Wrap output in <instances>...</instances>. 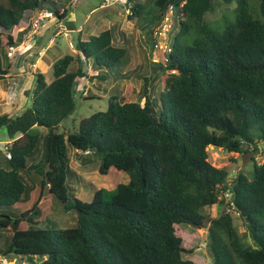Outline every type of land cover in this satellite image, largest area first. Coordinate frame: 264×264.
<instances>
[{"label": "trees", "instance_id": "trees-1", "mask_svg": "<svg viewBox=\"0 0 264 264\" xmlns=\"http://www.w3.org/2000/svg\"><path fill=\"white\" fill-rule=\"evenodd\" d=\"M222 1L236 3L235 20L219 27L206 19L213 0H154L157 22L174 7L180 26L158 64L165 83L159 110L148 95L149 83L158 78H144V103L113 95L108 109L83 119L77 131H59L76 111L77 83L90 79L85 62L98 72L91 79L108 81L112 70H123L128 49L111 28L79 40L76 56L54 64L52 82L37 74L32 105L22 114H0V130L12 140L4 148L12 156H6L10 169L0 168V240L5 230L12 235L0 257H38L40 264H196L183 258L192 250L176 229L190 225L208 229L214 264H264V163L254 164L253 178L238 172L230 180L208 154L210 146L242 155L264 146V0ZM46 4L59 22L68 15L57 0H0V82L9 73V48L26 34L15 39L11 31L27 11ZM127 4L130 19L143 16L138 0ZM74 64L78 68L71 70ZM69 147L88 163L99 154L102 175L115 168L130 181L96 190L91 202L72 197ZM46 189L65 211L76 213L75 225L57 231L36 226L45 220L40 208ZM18 203L27 207L20 217L4 212ZM230 204L247 229L243 236L233 213H205Z\"/></svg>", "mask_w": 264, "mask_h": 264}, {"label": "rangeland", "instance_id": "rangeland-1", "mask_svg": "<svg viewBox=\"0 0 264 264\" xmlns=\"http://www.w3.org/2000/svg\"><path fill=\"white\" fill-rule=\"evenodd\" d=\"M59 3L63 4L66 8L68 15L71 19H76L75 25L79 28L84 26L85 32L83 34L84 40H86L89 35L98 36L101 32L108 30L109 27L115 28L117 31V37L119 43L126 45L128 49V54L123 61V70H118L117 68L111 71V75L108 81L101 79H91L92 76L98 74L97 71L93 70L91 64L87 61L84 64V69L89 78L81 79L76 87L75 94L76 98V111L71 115L63 125L60 127L59 131L63 132H74L79 128L80 122L91 117L93 114L106 111L109 106V102L113 95L118 98L120 102H140L144 103L145 99L141 96L143 87L145 85L144 78H153L157 76L158 80L150 82L148 95L150 99L157 103L161 108L160 93L165 91V83L161 78V70L158 64L164 63L165 57L169 50L161 49L163 47H171L174 40V36L178 33L180 26L176 14L171 18V24L173 26L171 34H169L168 39L161 38L157 35L158 28L161 27L163 19L157 22V10L154 5V0H138L140 4L144 6V14L140 18L133 17L130 19V6L127 4V0H122L121 3L114 5L106 9H113L109 11L110 15L105 18L103 24L100 23L98 18L99 14L104 11L101 5L104 0H57ZM213 10L209 12L206 16L207 21H209L214 26L221 27L225 20L234 21L235 20V7L236 3L232 5H226L222 0H213ZM45 9H50L54 12V8L50 4H46ZM87 16L89 18H87ZM90 18L92 21L90 22ZM153 18V19H152ZM156 21L155 25H148L150 21ZM51 22H54L51 20ZM90 22V23H89ZM69 26V25H68ZM95 29V32L93 31ZM1 31V29H0ZM70 37H75L76 32H68ZM75 46V41L77 39H72ZM72 40L68 41L64 37H60L57 41L58 48L61 52L56 54V50L49 47V42L47 41L44 45L45 56L49 60H52V64L45 68L42 73L47 82H52L54 79V64L55 61L64 57L67 54L76 56L78 51L73 52ZM78 68L77 64L71 66V70H76ZM41 69V67H40ZM102 70L108 71L107 68H102ZM40 71V70H39ZM37 72V70H36ZM35 75V74H34ZM30 75L29 78L24 82L22 86V91L17 90L16 85L12 90L13 95L11 102L16 105L7 106L10 116H16L22 114L27 108L32 105V91L35 88V76ZM6 80V79H5ZM2 81L3 86H8L7 81ZM30 92V95H27ZM4 96L1 91L0 100ZM88 98V99H86ZM10 102V103H11ZM41 135L46 133L45 130L39 128L37 130ZM9 139L7 131L5 128L0 130V168L10 169L9 162L6 163L7 153L4 150L5 141ZM43 143V142H42ZM43 147V146H42ZM43 150L39 152V155L43 154ZM69 158L71 163L72 172L68 178L67 184L72 197L79 198L86 202H91L96 190L105 188L111 189L118 184H126L130 181V176L127 173L118 171L112 168L107 175H102L99 171L101 165L100 155L92 153L88 159L91 160L90 163L85 162L87 156L84 153H78L73 147H69ZM209 161L216 168L227 169L230 173V180L234 179L238 172H243L253 178L254 176V164L264 163V146H260L257 152L248 154H234L229 153L223 149L210 146L208 148ZM38 161V160H37ZM32 160L29 161L31 164ZM74 172V174H73ZM35 176L34 171L30 173V176ZM40 179V178H39ZM36 197L38 196V191H36ZM45 203L40 208L41 213L44 212V222H39L36 226L40 228H50L55 231L59 229L70 228L76 223V213L67 212L64 209V204L57 200L55 197L50 198L48 189L44 193ZM47 198V199H46ZM27 209L22 203H18L15 206L4 207L3 210L9 213L12 217H20L22 211ZM229 207L214 206L207 208L205 213L211 218H218L220 214L224 211L228 212ZM233 213L235 219V225L237 226L239 233L243 236L247 229L243 221L238 217L237 213L230 209ZM39 214V218L41 216ZM43 217V216H42ZM25 227H29L28 223H25ZM177 234L182 237L184 248L188 251L192 250V253H185L183 258L186 260H192L196 264H214L211 250H210V237L207 228H194L190 225H178ZM12 232L5 230L2 232V239L0 240V249H5L6 246L10 244ZM4 258V257H2ZM0 257V259H2ZM1 261V260H0ZM5 264H40L38 257H32L28 259L27 256L23 258H7L4 262Z\"/></svg>", "mask_w": 264, "mask_h": 264}, {"label": "crops", "instance_id": "crops-1", "mask_svg": "<svg viewBox=\"0 0 264 264\" xmlns=\"http://www.w3.org/2000/svg\"><path fill=\"white\" fill-rule=\"evenodd\" d=\"M103 10L104 11H102L98 16L101 24H103L105 18H108L110 16L108 12L112 11L113 9H103ZM40 11L52 12L50 9L48 10L44 9ZM40 11H27L24 14V18L21 21L20 25L16 26L11 31V34L15 39L17 38L18 33L22 32L25 29H26V34L24 35V39L22 43L17 45V47L19 48L14 58H10V60L7 63L9 73L5 81H7L8 86H3L2 88V81L0 82V94L1 91L4 94V96L2 95L3 98H1L0 100V114L1 112L10 113L7 106L16 105L14 102H11V100L13 99L11 98V96L13 95L12 90L14 89V85H16L17 90H21L24 82L27 80V78L30 77L31 74L33 75L35 74L34 76L36 77L37 74H42L45 68L53 63L52 60H49V58H47L48 54H46L45 56V52H44V56L41 59L39 60L37 59V52L42 48L45 49L44 45L47 41L49 42L48 48L52 47V49L57 51L56 54H60L61 51L58 48H56L57 46H59L57 41L60 37H64L68 41H71L73 38L77 39V41H75V46H77L79 40H84L83 38H85L83 37V34L86 28L84 26L83 27L80 26L78 28L77 25H75L77 24L76 19L73 18L71 19V16L69 15H67L66 18L60 22L57 20V18L44 19L40 22L38 27H34V20L36 19ZM63 11L64 10H62L61 13ZM87 18L89 17L87 16ZM51 20H53L54 22H51ZM89 21L91 22L92 18H90ZM111 28L113 27H109L108 29ZM93 31L95 32V29H93ZM66 32H72V33L76 32L77 35L72 38L70 37V35L69 37H66L65 36ZM72 43H73L72 44L73 47L74 46L73 40ZM75 46L74 49L71 48L70 46V49H72L73 52L76 51ZM36 61L38 62L37 67L32 68L31 64ZM57 61H55V63ZM11 142L12 140L8 139L7 141L4 142V144L6 143L8 144Z\"/></svg>", "mask_w": 264, "mask_h": 264}, {"label": "built area", "instance_id": "built-area-1", "mask_svg": "<svg viewBox=\"0 0 264 264\" xmlns=\"http://www.w3.org/2000/svg\"><path fill=\"white\" fill-rule=\"evenodd\" d=\"M73 1H77V0H73ZM121 2H122V0H104V3L102 4V8L106 9V8L112 7L114 5H117V4L121 3ZM174 15H175V8L171 7L170 10L167 12L166 16L164 17L161 27L158 28L159 30L157 31V35L159 37L168 39L169 34H171V32H172L173 26L171 24V18ZM54 18H56L54 13L46 12V11H40L38 16L34 20V27H38L40 22L42 20H44V19H54ZM65 36L69 37L68 32L65 33ZM18 48L19 47H17V46H13V47L9 48V52H8L9 58H14L16 52L18 51ZM160 48L161 49H168L170 51V47H167V46L166 47L160 46ZM44 52H45L44 48H42L41 50H39L37 52V59L38 60L41 59L44 56ZM37 61L33 62L31 64L32 68H36L37 67V63H38ZM7 157L9 159L12 158L11 154L8 153V152H7ZM231 195L232 194L230 192H227L225 194V198L227 199V202L231 198ZM228 207H229L228 212H231V210H230L231 208H233V210H234L233 204L228 205ZM0 260H1L0 264H5L4 262L7 260V258H2Z\"/></svg>", "mask_w": 264, "mask_h": 264}]
</instances>
